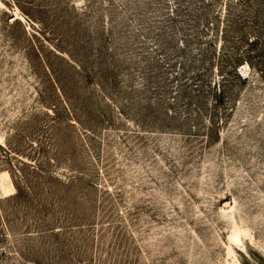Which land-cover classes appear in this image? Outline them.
Here are the masks:
<instances>
[{
    "label": "rangeland",
    "instance_id": "rangeland-1",
    "mask_svg": "<svg viewBox=\"0 0 264 264\" xmlns=\"http://www.w3.org/2000/svg\"><path fill=\"white\" fill-rule=\"evenodd\" d=\"M0 264H264V0H0Z\"/></svg>",
    "mask_w": 264,
    "mask_h": 264
},
{
    "label": "bare ground",
    "instance_id": "bare-ground-1",
    "mask_svg": "<svg viewBox=\"0 0 264 264\" xmlns=\"http://www.w3.org/2000/svg\"><path fill=\"white\" fill-rule=\"evenodd\" d=\"M7 176V175H6ZM7 182V181H6ZM234 238V240L236 241V242H238L240 239H239V237H238V235L237 236H235V237H233Z\"/></svg>",
    "mask_w": 264,
    "mask_h": 264
}]
</instances>
